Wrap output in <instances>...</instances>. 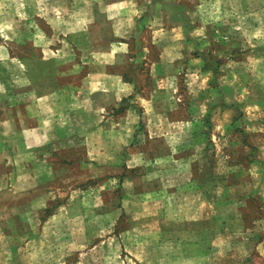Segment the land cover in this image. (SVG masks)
Returning <instances> with one entry per match:
<instances>
[{
  "label": "rangeland",
  "instance_id": "374dc122",
  "mask_svg": "<svg viewBox=\"0 0 264 264\" xmlns=\"http://www.w3.org/2000/svg\"><path fill=\"white\" fill-rule=\"evenodd\" d=\"M126 1L0 0V264H264V0Z\"/></svg>",
  "mask_w": 264,
  "mask_h": 264
},
{
  "label": "crops",
  "instance_id": "0c3cea01",
  "mask_svg": "<svg viewBox=\"0 0 264 264\" xmlns=\"http://www.w3.org/2000/svg\"><path fill=\"white\" fill-rule=\"evenodd\" d=\"M102 1L104 4L107 5L106 10H104L105 13H107V11L111 9V7H114V5L117 6V10H116L117 12L115 13V15L109 16L108 14L107 17L109 19L108 18L107 19L109 20L110 32L112 37L118 40L116 42V44H118V46L116 47L117 50H115L114 53H116V55H120L121 52L123 51V47H122L123 43H121L119 40L125 39L124 37L130 34V32L132 31V29L136 24L135 22L136 18L135 15L129 13L128 10L129 3L126 0H102ZM116 64L117 62H108L107 64H103L102 68L97 69V71L88 72L82 79L83 80L82 88L86 89L85 93H88V95H91V97L97 96V98L100 100L106 96H109V94H112V96H114L113 94H115V92H118L120 96H118V98L115 101H120L123 96L120 93L122 89H124L123 87L124 86L123 84H125L124 80H122V76L120 75L119 72H116L114 69L112 70L111 68L106 67V65L114 66ZM104 65L105 67H103ZM62 97L63 98L61 99L63 101L71 100V96L67 93L64 94V96ZM104 104L105 103H100L99 104L100 108L102 109L106 108ZM123 112L129 113V111L124 110L120 112L117 116H119ZM119 119L121 118L119 117ZM49 123H51V125L53 126L52 129L51 127L50 128L44 127L43 125L45 124L43 121H41V119L36 124H34V126L28 127L25 125V127L21 129L24 133L23 141L25 147L34 146L38 144H45L53 140L54 136L56 137L55 134L57 128H56V124L55 123L53 124V121L50 120Z\"/></svg>",
  "mask_w": 264,
  "mask_h": 264
},
{
  "label": "trees",
  "instance_id": "16d2710c",
  "mask_svg": "<svg viewBox=\"0 0 264 264\" xmlns=\"http://www.w3.org/2000/svg\"><path fill=\"white\" fill-rule=\"evenodd\" d=\"M48 214H49V211H48ZM48 214H47V215H48Z\"/></svg>",
  "mask_w": 264,
  "mask_h": 264
}]
</instances>
